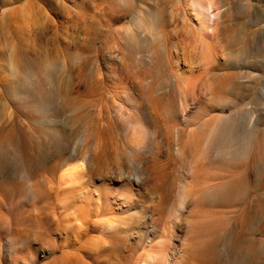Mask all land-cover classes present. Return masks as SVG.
I'll use <instances>...</instances> for the list:
<instances>
[{
    "label": "rangeland",
    "instance_id": "obj_1",
    "mask_svg": "<svg viewBox=\"0 0 264 264\" xmlns=\"http://www.w3.org/2000/svg\"><path fill=\"white\" fill-rule=\"evenodd\" d=\"M226 1L232 9L212 37L217 58L207 63L213 90L196 91L186 115L180 109L169 114L172 100L163 99L167 113L157 123L171 129L168 143L154 134L152 147L133 156L124 145L125 121L116 117L112 101L129 112L126 92L135 100L141 89L151 88L153 101L165 92L177 66L192 73L194 58L181 28L183 1L0 0V210L10 226H0V264H14L13 258L26 252L38 264L66 254L81 255L84 264H141L148 246L155 251L162 238L170 240L173 264H194L185 261V245L193 233L189 222L195 220V205L180 206V169L171 164L169 149L180 127L192 153L189 133L210 118L216 123L224 118L233 144L246 134L257 139L245 156L240 144L231 158L222 150L210 152L216 167L232 171L234 182L214 181L222 183L216 189L220 198L200 206L213 212L220 241L230 243L234 253L217 252L199 264H264V0ZM250 1L262 15L247 10ZM84 127L95 146L107 147L99 154L88 142L80 158L71 157ZM145 158L158 159L157 171L166 166L173 171L163 205L161 186L148 180ZM72 168L84 183L61 184L60 177ZM120 169L146 174L145 184L130 187ZM123 196L133 201L131 208ZM97 214L117 217L128 228L120 260L97 246L102 241L97 231L74 224Z\"/></svg>",
    "mask_w": 264,
    "mask_h": 264
},
{
    "label": "bare ground",
    "instance_id": "obj_2",
    "mask_svg": "<svg viewBox=\"0 0 264 264\" xmlns=\"http://www.w3.org/2000/svg\"><path fill=\"white\" fill-rule=\"evenodd\" d=\"M182 1L185 10L182 15L181 28L188 37L187 39H189L188 49L191 56L194 58L193 61H190V63L193 62L192 64H194L193 67L191 66V76L189 75L190 72L188 73L186 71L187 74L185 71H180L177 66V71L168 75V82L166 87H164L165 92L159 94L160 97L158 99L152 101L150 94L151 91L154 90L149 88L150 84L147 85L149 90L145 91L141 89L139 93H136L135 100L137 98L142 100V105L135 102V94L126 92L125 100L131 108V111L129 112L119 108V106L112 101V105L117 110L116 117L125 121L123 124L124 145H127L130 148V153L133 156H137L141 150H144L147 147H152L150 141L155 140L153 138L154 134L159 136L158 139L161 144L165 145L168 143L167 133L170 132L171 129L166 128L165 124L159 125L157 123V118L166 115L167 113L165 110H162L163 99L172 100L167 107L169 114L172 113L175 115V112L180 109L182 115H186L190 106L191 98L196 91L198 92V90L204 88L208 93L214 88L213 82L209 80V69L207 68V63H209L208 60H214L215 57L217 58V56H215L216 53H214L212 49V37L215 35V32L223 27H221V19L224 16V12L226 13V10L232 8L227 7L228 3L226 0ZM250 3L251 1L248 3L247 8L249 12L251 10L257 14H263L261 9L255 8ZM224 7L227 8L223 9ZM234 8L236 7L234 6L233 9ZM242 28L243 27H241V30ZM36 78L37 76L32 80L34 83H36ZM160 88L163 87L160 86ZM223 119L224 118H221L219 122L217 120V123L216 121H213L215 120L214 118L201 120L195 123L191 133H189L190 146H194V148L192 147L194 149L192 153L188 151L183 129L177 127L173 136L172 148L169 149V154L172 156L171 164H175V167H177L178 170L180 169V206L184 210L188 207L189 203L195 205V209L192 212L195 220L189 222L192 226L193 233H191L190 242L185 245V253L187 254L185 261L190 258L194 264L201 263L203 259L208 261L215 259L217 252L228 254L234 253L233 246L230 243L220 241L219 227L216 223L217 219L212 215L213 212L210 209L202 208L200 206L202 203L217 201L220 198V193L216 189L222 183H214V181L222 178L224 182L223 184H226L227 182L232 184L234 182V178L230 175L232 171H230L229 168L216 167L210 158V152L213 150L218 152L222 150L227 158H231L234 156V145L240 144L241 146L238 149V151L241 152L240 156H245L247 153V147L253 148L257 139V136L255 138L253 134L250 136L249 134H246L244 135L245 138H240V141L233 144L234 134L226 124L222 123ZM256 121L257 120H254L255 123ZM252 123L253 122H251V125ZM146 125H149L148 129L146 128ZM254 128L255 124L252 125L250 130H253ZM84 129V133L73 145L71 157H78L82 148L85 147L88 142H94L93 151L96 152L97 150H100L99 154L102 150L105 151L107 147V144L104 143H99V145L95 146L96 140L95 137H90V129L87 127H84ZM151 152L154 154V151ZM78 158H76V160ZM82 158L85 160L83 155ZM90 159L91 155H89V162ZM145 160L148 162V180L153 183V187L161 186L158 188L161 191L159 197L161 198V205H163L167 189L173 187L170 182V176L173 171L170 166L162 167L157 171L155 164L158 159L153 160V158H145ZM85 163H81L82 166ZM74 169L71 172L68 170L67 174L65 173L63 177H60V179L62 178L61 184L68 186L72 181L79 182L78 169ZM181 169H185L187 173L182 174L183 172H181ZM120 171H122L121 177L126 180L127 185L130 187H133L135 184L142 185L141 183H144V179L147 178L145 177L146 174L144 176L139 172L129 173L122 169H120ZM80 175L82 176V174ZM102 196L105 200H108L109 203L112 202L109 194L105 193ZM123 200L122 203H126L129 205L128 207L131 208L130 206L133 205V201L127 199V196H123ZM118 221L117 217H100L99 214H97L96 216L94 215V218H88L87 221H79L74 224L78 225V229L81 228L86 231L93 229L94 231H97L99 233L98 237L102 238V241L96 242L97 246H99L103 252L111 255V257L120 260L121 249L124 248L128 242V235L126 234L128 228L121 225ZM0 226L6 228V230L10 228L9 221L4 214H1V210ZM163 232L168 235L169 238L168 231ZM194 239H198V241L195 242L193 241ZM170 247V240L164 238L159 241L155 251L153 250V246L149 245L145 258L141 264H173L169 253ZM48 253L54 256V248L51 247ZM13 262L14 264H38L37 257L33 254H28L27 252L16 255L13 258ZM49 264H84V262L81 255L74 257V255L66 254L63 257L54 256L52 262Z\"/></svg>",
    "mask_w": 264,
    "mask_h": 264
}]
</instances>
